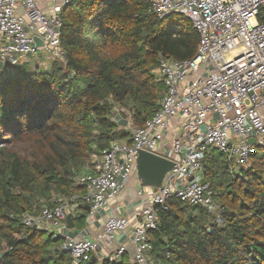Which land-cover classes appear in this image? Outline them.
<instances>
[{"label":"trees","instance_id":"obj_1","mask_svg":"<svg viewBox=\"0 0 264 264\" xmlns=\"http://www.w3.org/2000/svg\"><path fill=\"white\" fill-rule=\"evenodd\" d=\"M149 8V0H71L61 13L63 61L41 70L28 59L0 72V264H126L75 263L60 236L25 219L83 196L76 179L93 158L158 110L160 57L195 56L191 22ZM14 144L30 149L20 154ZM202 176L216 212L169 200L149 232L153 264H264V146L236 172L210 150Z\"/></svg>","mask_w":264,"mask_h":264},{"label":"built area","instance_id":"obj_2","mask_svg":"<svg viewBox=\"0 0 264 264\" xmlns=\"http://www.w3.org/2000/svg\"><path fill=\"white\" fill-rule=\"evenodd\" d=\"M70 2L0 0V72L20 66L23 58L40 50L52 62L63 61L61 13ZM149 4V12L159 18L176 14L191 22L199 38L195 56L187 61L160 57L157 72L164 92L158 110L142 127L130 130L128 143L113 142L93 158L92 167L76 179L85 195L72 197V205L44 209L25 219L27 227L39 226L60 236L61 249L75 263L88 262L96 247L103 259L121 261L127 247L116 243V237L125 235L134 264H153L149 232L157 231L159 214L169 200L209 213L217 210L212 190L203 183L205 154L222 153L236 172L249 166L254 146H264V0H149ZM112 114L119 121L118 110ZM140 152L174 164L158 188L139 189L140 210L130 219L109 216L92 237L68 234L70 208L81 201L88 205L91 219L118 200L136 174Z\"/></svg>","mask_w":264,"mask_h":264},{"label":"crops","instance_id":"obj_3","mask_svg":"<svg viewBox=\"0 0 264 264\" xmlns=\"http://www.w3.org/2000/svg\"><path fill=\"white\" fill-rule=\"evenodd\" d=\"M30 61H31V63H29V66H32L33 65L32 59ZM51 64H48L47 66H45L43 68H41L39 65V68L41 70H46L48 67H50ZM32 69L36 70L38 68L33 67ZM117 142L122 143V144L128 143L129 138L127 140L121 139V140H118ZM142 187L143 186L141 185L140 181L137 178V174H134L130 178L127 187L121 192V195L118 198V200L107 205L94 218L87 219V217H86L83 220V222H81L79 220V218L83 215V212L85 210L88 211L87 210L88 205L83 204L85 210L80 208V206L82 205L81 203L77 204L76 206L73 205L70 208L71 209V211H70L71 215L70 216H71V219L73 221L74 227L72 229H68V234L72 235L75 238H83V237H89V236L92 237L101 231L104 221L109 216L127 217L129 219L132 218L133 217L132 215L135 212H137L138 210H140V207H141V201L142 200L137 196V192ZM124 236L120 235V236L116 237V243L119 242V243L125 244L127 247V251L124 254V256L122 257V261L126 264H134V262L132 260V256H133L132 246H130L128 240ZM94 257L101 260L104 258V253L96 252L94 254Z\"/></svg>","mask_w":264,"mask_h":264},{"label":"water","instance_id":"obj_4","mask_svg":"<svg viewBox=\"0 0 264 264\" xmlns=\"http://www.w3.org/2000/svg\"><path fill=\"white\" fill-rule=\"evenodd\" d=\"M37 46L41 45V42L35 39ZM2 63L0 62V67ZM119 124L126 126L127 122L125 120L119 121ZM204 130V127H202ZM250 145H254V140L251 139L248 141ZM173 162L170 160L150 154L147 152H140L136 160V174L137 178L140 181L143 187H152L154 189L158 188L161 184V181L164 175L170 171L173 167ZM204 184L206 182H203ZM89 210V208H87ZM66 227L67 229H72L74 227L71 216L66 217ZM99 247H96V252H99ZM2 254H0L1 256ZM92 260H95L96 257H92Z\"/></svg>","mask_w":264,"mask_h":264},{"label":"rangeland","instance_id":"obj_5","mask_svg":"<svg viewBox=\"0 0 264 264\" xmlns=\"http://www.w3.org/2000/svg\"><path fill=\"white\" fill-rule=\"evenodd\" d=\"M50 58V55L49 54H47V53H45L44 51H38V52H36L32 57H28V58H23V62H26L28 59H32V63H33V65L32 66H34V65H37V66H39L40 65V67L41 68H43V67H45V66H47L48 64H51L52 62V60H50L49 59ZM24 60H26V61H24ZM27 63V62H26ZM49 68V67H48ZM47 68V69H48ZM131 128L132 127H130V125H129V127L126 129L127 131V133L130 135V133H131ZM129 138V137H128ZM127 138V139H128ZM13 147L20 153V154H24L25 153V151H27V150H29L30 149V146L28 145V144H14L13 145ZM80 204V203H79Z\"/></svg>","mask_w":264,"mask_h":264}]
</instances>
